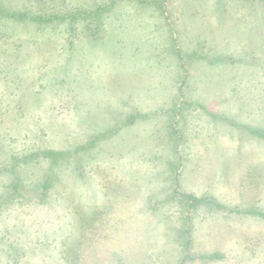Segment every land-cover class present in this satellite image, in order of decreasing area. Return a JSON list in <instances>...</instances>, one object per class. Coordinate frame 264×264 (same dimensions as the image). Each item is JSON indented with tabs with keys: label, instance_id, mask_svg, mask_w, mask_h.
Segmentation results:
<instances>
[{
	"label": "rangeland",
	"instance_id": "1",
	"mask_svg": "<svg viewBox=\"0 0 264 264\" xmlns=\"http://www.w3.org/2000/svg\"><path fill=\"white\" fill-rule=\"evenodd\" d=\"M250 130L264 0H0V264H264Z\"/></svg>",
	"mask_w": 264,
	"mask_h": 264
},
{
	"label": "trees",
	"instance_id": "2",
	"mask_svg": "<svg viewBox=\"0 0 264 264\" xmlns=\"http://www.w3.org/2000/svg\"><path fill=\"white\" fill-rule=\"evenodd\" d=\"M101 12V8L97 7L96 9L93 10H80L79 12H68L66 14H63L62 16H58L60 17L59 19H67L66 21V27L67 29H73L74 27V22L77 18H82L83 20L86 19H94L96 21H98L99 16ZM9 16H20L21 14L19 13H14V12H8ZM52 17H47V18H42L41 16H36L34 17V19H38V20H45V19H51ZM176 50L179 53L178 48H176ZM180 55V53H179ZM181 89V88H180ZM250 132H252L253 134L259 136V137H263L264 138V132L258 131V130H250ZM45 156H55L57 154L56 151L54 150H47L44 152ZM47 184V183H46ZM45 184V185H46ZM48 186V184L46 185ZM185 201L189 204V206L191 207H195L198 205H206V204H211L214 207H218V208H224V206H221L220 203L216 202L214 199H210L208 197H197L195 195L189 194V193H182L180 194ZM238 212H241L243 214H250V215H257L259 216L261 219L264 220V211H259V210H253V209H246V210H242ZM187 219V218H186ZM191 219V218H190ZM189 221V219L187 220ZM185 235L187 236L186 239L182 242V246H183V255L180 259V262L177 264H184L187 260H192L194 258H207V259H218V258H222L223 255L218 254V253H213V254H209V255H200V256H195L190 252V246H191V239H190V223L189 225L184 229Z\"/></svg>",
	"mask_w": 264,
	"mask_h": 264
}]
</instances>
